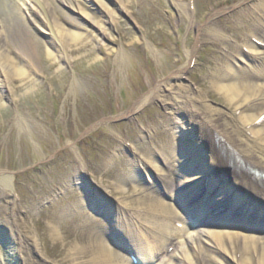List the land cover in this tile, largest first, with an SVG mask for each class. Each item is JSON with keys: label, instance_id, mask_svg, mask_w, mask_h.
<instances>
[{"label": "rangeland", "instance_id": "1", "mask_svg": "<svg viewBox=\"0 0 264 264\" xmlns=\"http://www.w3.org/2000/svg\"><path fill=\"white\" fill-rule=\"evenodd\" d=\"M102 1L105 9L79 0L84 14L97 20L92 25L77 11L47 0L66 33L90 41L93 56L89 58L68 56L67 51L78 46L68 41L69 37L64 52L57 50L49 57L29 55L10 47V41L4 43L3 62L8 73L0 72V173L11 177L12 187L7 191L0 188V254L16 245L10 237L19 233L28 241L29 249L24 251L31 264H94L90 254L66 263L61 243L53 244L46 232L44 215L68 209L72 213L63 218L59 236L65 232L75 242L84 231L101 233L105 248L123 259L120 264H132L130 249L140 244L145 252L135 258L139 264L175 263L171 252H157L153 235H163L167 224L184 232L180 229L182 216L166 199L170 189L150 162L171 176L175 172L174 184L183 181L176 168L182 156L178 141L186 145L188 157L193 159L202 149V140L212 153L210 131L192 118L188 109L169 113L163 106L170 97L168 91H158L130 115L123 113L162 81L172 85L171 93L182 92L197 103L206 101L233 115V121L245 122L234 110L235 104L215 91L211 70L224 62L241 78L256 80L252 73L262 66L252 54L262 47L251 33L264 30V9L259 8L264 0ZM244 10L249 15L245 16ZM213 23L229 26L241 37L238 48L226 59L221 58L222 50L214 49L209 36L218 31L210 28ZM27 26L47 48L48 36L31 24ZM226 41L229 45L236 42L231 33ZM190 49L192 61L175 78L178 68L187 64ZM163 145L170 147L164 155L169 160L167 167L158 151ZM195 164L198 168L202 165L198 158ZM82 191L91 197L92 191L98 192L100 197L91 201L88 197L93 212L87 209ZM148 194L158 202L148 203ZM77 212L83 216L82 226L76 221ZM112 217L123 224L127 240L122 233L117 235V229H122ZM108 227L112 241L106 239ZM132 230L139 236V245L136 237L130 236ZM224 255L215 253L212 264H226Z\"/></svg>", "mask_w": 264, "mask_h": 264}, {"label": "bare ground", "instance_id": "2", "mask_svg": "<svg viewBox=\"0 0 264 264\" xmlns=\"http://www.w3.org/2000/svg\"><path fill=\"white\" fill-rule=\"evenodd\" d=\"M54 1L72 11H77L84 20L86 19L92 25L97 24V20L94 17L84 14L79 0ZM88 3L92 6L96 4L99 9L106 8L105 2L102 0H88ZM262 5H259L260 9L261 7L264 9V3ZM55 12L57 13L47 0H0V72L4 76L8 73L7 66L3 62L4 55L6 54L5 51H7L4 46L5 41L6 43L10 41V47H14L20 52L29 55L43 53L49 57L54 51L62 50L64 52L62 47L68 45L66 44V37H69L68 41H72L74 45L78 46L74 50L67 51L68 56L73 54H80L83 58L93 56L90 41H85L79 34L66 33L63 30V26L58 25ZM243 13L245 16L249 15L247 10H244ZM28 24L37 27L41 33L48 36L47 48H44L34 38L27 26ZM211 26L210 28L218 30L209 33L214 44V49L217 51L219 49L222 50L220 52L221 58L226 59L228 54H231V52H234L238 48L237 43L241 42V37L232 33L229 26L223 28L218 23H213ZM229 33H231L232 38L236 41L234 45H229L226 41V35ZM251 37L255 38L262 46L261 49H256L252 55V59L258 60L262 66L252 73V75L254 74L252 77L255 76L256 80L241 78V76H238V72H232L228 64L224 62L213 66L211 70V76L215 79L212 83L215 91L229 101L230 104H235L234 110L236 109V112L243 116L244 124L233 121V115H229L220 109L212 108L206 101L197 103L192 96L190 98L182 92L171 93L172 85L162 81L147 96L141 97L136 101L134 106L123 113V115H130L141 108L147 101L153 99L158 91H168L170 97L167 99V102H163L166 110L171 113L182 108L188 109L192 118L202 121L206 124L207 129H212L211 135H214V138L218 141L217 144L225 156V161L227 164L229 163V165H225L226 168L236 173L240 182L248 190L252 191L254 197L264 200V179H262L264 176V30L258 36L251 33ZM192 56L193 50L190 49L186 52L187 64L178 68L175 73L176 75H174L175 78L183 74L192 61ZM25 84L27 83L25 82L21 86ZM13 90L17 91L18 88L14 87ZM197 105H200L202 109H199ZM186 132L189 131L186 130ZM178 145H180V155L182 156L177 162L178 164L181 163L183 170H180L178 167L176 168L178 173L182 175L183 181L179 180L180 182L174 184L175 180L173 178L176 175L175 172L172 174V177L169 172L164 173L161 167L154 166V163L150 162V166L155 167V170L159 174L165 175V179L169 180L168 186L175 188V190H172V198L170 196L166 199H169L170 202L177 200L179 192L183 195L186 193L188 195L186 198H191L194 195L199 200L195 202L193 215L204 217L211 207L222 200L223 197H229V203L233 204V206L231 207L232 209L229 208L226 211L224 224L226 226L230 225L226 228L248 231L252 235H247L248 233L240 234V232L227 233L222 230H193L191 227L186 226L185 222H182L180 225V229L184 230V232H179L167 224L165 225L166 231H164L163 235H153L157 251L166 250L171 252V257L175 263L169 264H212L213 262L215 263V253L221 252L225 253L226 264H264V235H261L264 233V207H260L256 202L257 200L254 199L244 197V202H242L237 196H230V188L228 189V187L221 185L215 179L207 177L206 174L208 172L206 171L210 170V168L206 169L203 164V167L201 165L198 168L195 164L197 157L194 156L193 159H190L186 152V145L183 143L179 144V141ZM169 148L163 145L158 148V151H161V156H164ZM194 158H196L195 162ZM168 164L169 160L164 156V167H167ZM208 165L212 167V162L211 165ZM185 171L192 172V174L189 173L190 175L188 174L187 176ZM255 173L258 176H255ZM238 179H236V182ZM204 180L207 186L201 188L200 184L204 183ZM149 181L152 180L149 179ZM236 182L234 181L233 184L235 183L238 186V182ZM11 187V177L0 173L1 190H11ZM154 191L157 192V189ZM92 192L94 193L92 195L93 198L100 197L98 192ZM147 197L149 198L148 203L158 202L151 194H148ZM71 213V210L67 209L61 213L55 212L44 215L46 232L48 235L50 234L53 244L61 243L60 249L63 252L66 263H71L74 257L87 254L92 256L94 264H120L123 262L120 256H116L111 250L105 248L99 239L101 233L90 234L84 231L79 235V238H76L75 242L70 241L65 232H63L62 236H59L63 218L69 217ZM77 214V217H75L77 218L76 221L82 226L83 216L78 212ZM119 225L121 226L122 223H119ZM103 232H105V228ZM131 235L136 237L139 245L138 234L132 230ZM10 239L16 245L8 246L5 252L0 254V261H4L6 264L13 262L31 264L29 253L26 254L24 251V249H29L27 239L19 233H16ZM34 251H36L35 248ZM136 251L141 256L145 252L141 244L136 248ZM130 262L133 263L132 260Z\"/></svg>", "mask_w": 264, "mask_h": 264}]
</instances>
